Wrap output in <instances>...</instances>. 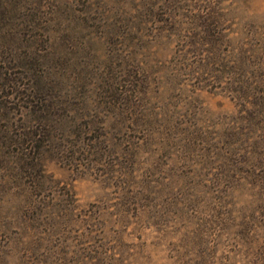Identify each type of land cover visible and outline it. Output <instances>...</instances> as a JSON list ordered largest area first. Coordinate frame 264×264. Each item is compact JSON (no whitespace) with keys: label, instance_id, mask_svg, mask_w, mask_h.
I'll return each mask as SVG.
<instances>
[{"label":"rangeland","instance_id":"374dc122","mask_svg":"<svg viewBox=\"0 0 264 264\" xmlns=\"http://www.w3.org/2000/svg\"><path fill=\"white\" fill-rule=\"evenodd\" d=\"M0 264H264V0H0Z\"/></svg>","mask_w":264,"mask_h":264}]
</instances>
